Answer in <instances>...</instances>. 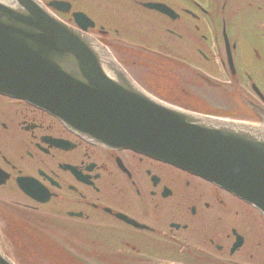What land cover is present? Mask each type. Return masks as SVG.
<instances>
[{"label":"flooded vegetation","instance_id":"flooded-vegetation-1","mask_svg":"<svg viewBox=\"0 0 264 264\" xmlns=\"http://www.w3.org/2000/svg\"><path fill=\"white\" fill-rule=\"evenodd\" d=\"M66 1L70 2V10L76 6L92 16L96 25L99 22L91 30L95 35L108 31L100 21L110 25L111 19H119L124 32L158 45L162 25L169 43H160L161 51L175 58L184 55L187 61L179 63L186 69L226 67L220 31L225 26L227 6L234 0ZM150 1L168 4L179 17L170 20L144 8L143 3ZM243 2L249 7L260 3L258 8L263 9L264 0ZM172 37L176 39L174 44ZM139 49L159 52L142 46ZM252 50L258 55L257 47ZM249 53L245 50L243 56L247 59ZM238 54L232 50L234 62ZM259 59L264 61L262 55ZM137 65L154 70L157 64L149 61ZM192 80L195 83L189 90L184 84L173 86L182 89L179 94L172 92V84L165 88L166 95L157 92V87L148 88L164 100L188 109H192V102L199 101L195 98H201L206 110H200L210 111L209 90L222 83L205 76ZM0 167L9 178L31 176L47 188L51 194L48 203L33 201L28 205L29 210H42L43 224L99 225V231L105 233L104 255L109 261L264 264V216L249 204L171 164L131 150L86 142L47 113L5 96H0ZM72 212L81 215L74 216ZM9 229L0 225V241L16 262L35 264L34 260L41 259L40 264H46V247L39 248L48 242L45 228L40 229L44 232L40 239L32 237L31 229L26 237ZM233 230L242 237V244L232 251L236 240Z\"/></svg>","mask_w":264,"mask_h":264},{"label":"water","instance_id":"water-1","mask_svg":"<svg viewBox=\"0 0 264 264\" xmlns=\"http://www.w3.org/2000/svg\"><path fill=\"white\" fill-rule=\"evenodd\" d=\"M0 93L43 107L92 142L201 171L264 211V129L148 98L111 53L36 0H0ZM0 264L14 263L0 251Z\"/></svg>","mask_w":264,"mask_h":264},{"label":"rangeland","instance_id":"rangeland-1","mask_svg":"<svg viewBox=\"0 0 264 264\" xmlns=\"http://www.w3.org/2000/svg\"><path fill=\"white\" fill-rule=\"evenodd\" d=\"M235 11V10H234ZM240 29V33H244L246 29H248V23L246 22V18L243 14L239 15L236 19V26ZM242 70V69H241ZM246 70L241 71V75L243 76V82L244 86L247 84V78L244 76ZM253 73L252 80L256 81L259 79V83L261 84L262 89L264 90V69L254 68V70L251 71ZM249 86V82H248ZM14 199L11 196L10 187H6L3 191L0 190V200L3 201V203L9 207L4 208L2 210L3 213H5V221L4 225H9L12 223V229L17 231L18 233H23V237H26L28 233L26 234V229L23 225H44L47 228V231L49 233V238L52 239L49 240V244L47 241L45 242V246L40 244V249H52L54 252L53 257L57 256L59 254L64 256V260L66 261L65 264H72V260L75 261V258L81 261L83 264H90V262L96 261L98 256V259L100 257L99 254H101L102 250L105 251V244L104 241L100 240L98 238V233L96 228L94 230H90V233L85 232L84 226L82 225H45L44 222L41 220V214L42 210H29V209H23L15 204H12L10 200ZM18 200V199H16ZM16 211V212H12ZM18 212V213H17ZM10 213V214H9ZM9 214V215H8ZM13 217V218H12ZM14 217H19V222L14 223ZM2 217L0 216V219ZM9 222H7V220ZM25 220H28L27 223H25ZM22 229H20L19 227ZM36 237L39 239L44 235L43 231L38 230V233L35 234ZM64 243L65 248H71L73 251H76L75 258L70 256H65L61 252L57 251V247L60 243ZM50 247V248H49ZM42 253V251H41ZM50 256V255H49ZM39 257V255L37 256ZM77 261V263L82 264L81 262ZM100 261V262H98ZM75 262V264H77ZM96 264H105L104 260H97Z\"/></svg>","mask_w":264,"mask_h":264}]
</instances>
